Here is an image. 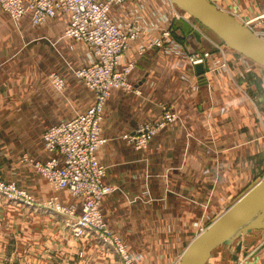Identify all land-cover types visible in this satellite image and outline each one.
<instances>
[{"label":"rangeland","instance_id":"374dc122","mask_svg":"<svg viewBox=\"0 0 264 264\" xmlns=\"http://www.w3.org/2000/svg\"><path fill=\"white\" fill-rule=\"evenodd\" d=\"M210 2L219 9L227 11V13L230 12L226 2L222 0H210ZM4 15L0 14V67H19L22 62L29 63V61L34 66L33 61L37 60L32 58L36 57L39 59V67H47L49 65L47 60L50 59L51 52H54L55 57H59L61 63H63V60L66 61L67 53L69 54L68 47L74 45L75 42L68 39L64 34L65 20L63 18L49 21L39 27L33 28L29 26L30 28H28L20 24L22 20L14 21L7 15ZM183 17L189 19L192 23L200 25L188 16L183 15ZM180 21L183 22L182 20ZM245 25H248L250 29L251 27L254 28V25H250L249 23ZM185 28L182 26L181 31L185 30ZM200 28L198 35L205 44L195 50L187 42V32L183 33L182 37L180 33L176 36L171 23V36L177 43L182 45L185 52L207 53L214 56L218 52L216 47L218 44L220 47L224 46L227 53H229L228 55L226 53L224 57L222 56L223 60L220 63L216 61V66L222 68L219 71H215L219 73H214V76L213 73L208 74L210 78L213 77L215 80L219 79L220 81L214 85V92L218 96L219 118L218 124H216L218 127L214 129V134L210 137L212 145L204 144V156L210 155L208 158L212 159V165L208 168L209 171L207 169L212 184L208 187L211 192L205 199V208L201 215L191 222L176 220V223H173L177 228L176 232H173V224L168 222L170 219L168 220V218L163 217L154 231L147 230V225L152 224V222L146 218L144 219L142 229L139 231L135 230L133 232L132 227L131 229L128 228L127 231L116 230V223H111L114 225L112 226L109 224L107 218H105L103 201L114 192L122 197V191L119 190V185L109 183L106 180L109 167L98 156L100 146L97 156L105 167L104 182L111 187V194L104 197L100 203L103 222H105L106 226L102 229L101 227H96L93 229L94 231L83 236H74L72 228L76 215L80 211V203L74 201L65 191L62 192L67 195L68 201H63L59 194H57L59 191L50 186L47 180L40 173H36L35 170L34 173L40 175L45 180L54 194L49 195L45 199H37L30 192L31 189L28 187L30 184L29 180L34 177V174L26 171V169L20 172V167L27 165L22 161L26 153H20L21 151L16 152L11 145L15 144L14 141L18 143L23 142L24 131L30 124V121L27 120L25 114L23 116L19 114V117H11L10 113H7L10 112L11 108L14 112L20 113V105L4 104L1 109L4 113H0V180L2 183L14 182L20 189L26 190L31 195L33 201L31 205H28L18 201L6 200L0 196V232L4 227L8 229L10 227L9 224L19 226L22 219L24 222H28L27 220L29 219L39 217V228H37L39 230V240L35 238L34 232L28 233L27 242H24V245L20 246V235L24 236L22 230L23 232L25 230L20 228L22 229L20 232L17 227L12 228L16 235H12L14 231H8L7 244L9 245L10 243L12 245L11 248L9 247L10 249L7 244L0 247V264H175L189 242L200 232V228L206 229L211 224L215 217L213 216L214 214L221 213L224 209L226 211L243 194L264 178V68L249 59V61L245 62L240 61L241 54L227 48L207 28L201 25ZM28 32L39 33V44H33L35 47H39L38 53L30 50L32 49V45H30L32 40L30 39L31 41H29L27 38L30 37ZM260 36L264 38V36ZM151 52L158 54L157 50L148 53ZM71 60L74 61L72 58ZM75 62L76 67L78 65L77 55L75 56ZM206 67L207 65L205 64L203 75L207 84L209 78L206 77ZM74 82L82 84L78 81ZM74 82H70L69 84H73ZM76 88L78 89V87ZM50 89L53 92L52 95L59 101V107L61 108L60 121L69 118L70 111L68 109L70 108L68 107L71 104L67 103L69 100V97L66 96L68 87H66L62 95H56L51 86ZM84 90L86 96L84 92L79 95L80 97L76 96L75 103L73 104L75 109L86 108L92 102V97L87 93L85 88ZM41 106L45 107V110L50 108L48 105ZM74 112L76 111H72V114ZM225 116L226 120L231 119L232 121L234 119L237 124V146L236 150H234L237 158L233 166H231V163L230 167L227 164L225 166L223 163L227 159L223 152L225 149L222 147L227 142V140L225 141L226 136L222 128L225 123ZM103 120L101 122V136L105 139L104 145L107 139L102 134ZM49 121L50 119L47 118L41 122L47 123ZM228 122L230 123V120ZM145 123L147 122L143 124ZM244 125H249L250 130ZM43 133H41V141ZM133 133H124L120 138L130 145L135 152L146 150L153 137L145 145H142V143L138 145L140 147L138 148L133 141L126 139L127 136L125 135ZM137 134L136 136L140 138L141 133ZM10 136L13 138L12 141H10ZM210 145L213 147H210ZM208 148H211L213 151ZM14 170L17 172L14 173ZM12 172L13 174H10ZM148 172L149 168L143 172V175H145L147 182H150L152 175ZM233 172L236 174L237 181L235 183H228L227 175ZM9 177L13 179L9 181ZM153 185H148L147 183H144L141 187L137 185L136 191L139 195L127 200L126 203L129 206L133 205L136 207L135 209L139 213L144 211V207H147L148 203L151 204V208L155 209L157 199L152 195L148 196L149 191L155 188ZM131 186L132 183H129L125 187ZM158 188L161 189L159 191L165 190H163V185H156L157 190ZM140 194L147 196H141ZM213 195L218 196L217 198L219 199L212 200ZM159 204L165 207L168 202L162 201ZM210 205L213 206L210 207ZM71 206H74L73 213H70L68 209ZM173 209L174 205H172L171 210ZM45 223L61 225V228L52 227L51 225L53 224L46 225ZM181 228L182 231H180ZM9 235H12L11 240L9 239ZM33 244L38 245L35 246ZM263 244L264 230H249L235 240L222 244L213 250L202 261V264H264V255L262 258L258 256L259 259L256 261L250 259L258 253V249ZM68 256L70 257V261L67 259Z\"/></svg>","mask_w":264,"mask_h":264},{"label":"crops","instance_id":"0c3cea01","mask_svg":"<svg viewBox=\"0 0 264 264\" xmlns=\"http://www.w3.org/2000/svg\"><path fill=\"white\" fill-rule=\"evenodd\" d=\"M222 1L226 2L230 15L241 23L254 25V28L251 27L252 31L264 36V0ZM0 14L4 15L1 11ZM20 24L30 28L26 20H22ZM182 26L186 28L181 31ZM172 28L175 30L174 34L176 36L180 33L182 37V34L187 32L186 39L192 49L196 50L205 44L195 32L189 19L174 20ZM28 33L30 37L27 38L29 41L32 40V43H30L32 49L30 50L38 53L39 47H35V45L39 44V33ZM34 43L35 45H33ZM179 45L184 51L182 45ZM76 47L78 45L75 43L68 47L69 54L67 53L66 61L63 60V63L59 61V57H55L54 52H51V57L47 60L49 62L47 67H39L37 57L32 58L38 61H33L34 66L29 61V63L22 62L19 67H0V113H4L1 110L4 104L20 105V113L14 112L12 108L7 113H10L11 117H19L25 114L27 120L30 121V124L25 128L23 142L14 141L15 144H11L16 152L26 153L32 159L45 160L48 158L42 148L41 133L51 124L61 120V108L59 107V101L52 95L49 75L52 73L62 76L71 74L76 68L73 52ZM192 71L195 73V69L188 67L180 56L158 55L155 52L148 53L136 63L129 76L131 83L138 89L139 94L114 91L105 103L102 134L107 142L99 149L98 156L109 167L106 180L109 183L119 185V190L122 191V197L114 192L103 201L105 218H107L109 224L116 223V230L127 231L128 228L131 229L132 227L133 232L135 230L139 231L144 225L145 218L152 222V224H149L151 226L147 225V230L152 231H154L162 217L170 219L168 222L172 224L176 223V220L191 222L201 215L205 208V199L211 192L208 187L212 182L209 179L210 174L207 169L211 167L212 159L208 158L210 155L204 156V144L212 145L210 137L213 136L214 129L218 127L216 124H218L219 118V104L218 96L214 92V85L220 81L206 75L209 78L207 84L200 85L198 79V91L188 94V84L182 80L181 75L192 74ZM83 92L85 94L82 84L74 82L68 85L66 96L69 97V100L67 103L71 104L68 107L70 108L68 109L70 111L68 117L72 115V111L84 109V107L75 109L73 105L76 96ZM41 105H48L50 108L45 110V107L43 108ZM163 105L174 115V120L156 133L146 150L135 152L120 136L124 133L135 132L136 128L144 122L160 121L163 114ZM47 118L50 119L49 122H41ZM228 120H230V123ZM228 120L225 116V123L222 128L227 142L225 143L226 146L223 144L222 147L225 149L223 152L227 158L223 163L225 166L227 164L230 167L231 163V166H233L237 158L234 152L237 146V124L234 119L232 121L231 119ZM247 127L250 130L249 125ZM10 138V141H12L13 138L11 136ZM211 145L210 147H213ZM208 149L213 151L211 148ZM23 166L20 167V172L26 169V171L34 174V177L29 180L28 187L37 199H45L54 194L51 187L40 175L34 173L35 171L31 166ZM148 168V173L152 175L150 182H147L145 175H143V172ZM13 172L16 173L17 171L14 170ZM13 172L10 174H13ZM227 176L228 183L237 181L234 172L229 173ZM12 179V177L8 178L9 181ZM14 180L16 181V179ZM129 183H132V186L125 187ZM144 183L154 184L155 188L149 191L148 196L152 195L157 199L156 208H151V204L148 203L147 207H144V211L139 213L135 209L136 207L129 206L126 201L139 195L136 187L137 185L141 187ZM156 185H163V190H165L159 191L160 188L157 190ZM57 194L63 201H68L64 192L59 191ZM217 197L213 195L212 200L219 199ZM162 201H167L168 204L162 207L159 204ZM172 205H174L173 210H171ZM27 221L24 222L22 219L19 226L9 224L8 229L6 227L2 228L0 247L7 244L8 231H14L12 228L16 227L20 232L22 229L25 230V232L22 230L24 236L20 235V246L27 242L28 233L34 232L35 238L39 240V230H37L39 228V217ZM45 224L50 225L53 223ZM173 225V232H176L177 228ZM51 226L61 228V225L53 224ZM180 231H182V228ZM12 235H16L15 231ZM12 235H9L10 240ZM11 245L10 243L7 244L8 248H11ZM263 255L264 244L258 249V253L250 259L256 261L259 257L262 258ZM67 259L70 261L69 256Z\"/></svg>","mask_w":264,"mask_h":264},{"label":"built area","instance_id":"2783aa9c","mask_svg":"<svg viewBox=\"0 0 264 264\" xmlns=\"http://www.w3.org/2000/svg\"><path fill=\"white\" fill-rule=\"evenodd\" d=\"M0 11L14 21L26 20L33 28L63 18L65 36L78 45L73 49L78 60L76 68L66 77L50 74L49 83L56 95H62L70 82H81L92 102L45 130L42 146L48 155L46 160L24 155L22 161L54 189L65 191L80 203L72 228L74 236H83L96 227L102 229L106 225L100 203L111 194V187L104 182L105 167L97 151L105 143L101 122L107 100L114 91L139 94L129 76L136 63L150 51L180 56L191 69L206 64V75L219 73L215 71L222 68L216 66V61L220 63L225 54L218 44L214 56L184 52L171 36L173 20L184 18L171 0H0ZM192 26L199 34L200 25L193 22ZM240 61L249 60L240 55ZM181 78L188 84V94L198 91V75L193 72L182 74ZM173 120L174 115L163 107L160 121L140 124L135 133L125 135L126 139L136 147L145 145ZM137 133H141L140 138ZM0 196L28 205L33 201L14 182L1 180ZM74 206L68 208L70 213L74 212ZM224 211L214 214L212 222Z\"/></svg>","mask_w":264,"mask_h":264},{"label":"water","instance_id":"95a60500","mask_svg":"<svg viewBox=\"0 0 264 264\" xmlns=\"http://www.w3.org/2000/svg\"><path fill=\"white\" fill-rule=\"evenodd\" d=\"M192 20L210 30L231 50L264 68V38L208 0H171ZM200 85H206L204 67L195 66ZM249 230H264V178L243 194L202 233L194 237L176 264H202L220 245Z\"/></svg>","mask_w":264,"mask_h":264},{"label":"bare ground","instance_id":"6f19581e","mask_svg":"<svg viewBox=\"0 0 264 264\" xmlns=\"http://www.w3.org/2000/svg\"><path fill=\"white\" fill-rule=\"evenodd\" d=\"M180 12L184 15V16H188V17H190V15L187 13V12H185V11H183L182 9H180ZM237 20V19H236ZM201 29V28H200ZM225 45V44H224ZM227 47V46H226ZM228 48V47H227ZM220 49H221V52L223 53V54H226V49L224 48V46H222V47H220ZM230 49V48H229ZM231 50V49H230ZM250 60V59H249ZM251 61V60H250ZM253 62V61H252ZM205 229H203L200 233H202L203 231H204ZM200 233H198V234H196L195 235V237L197 236V235H199ZM182 254V253H181ZM181 254H180V256H181ZM180 256H179V258H180ZM179 258H178V260H179ZM178 260L176 261V263L178 262ZM175 263V264H176Z\"/></svg>","mask_w":264,"mask_h":264}]
</instances>
